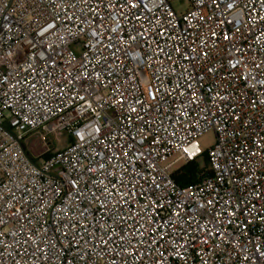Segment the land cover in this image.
Returning a JSON list of instances; mask_svg holds the SVG:
<instances>
[{
	"label": "built area",
	"instance_id": "built-area-1",
	"mask_svg": "<svg viewBox=\"0 0 264 264\" xmlns=\"http://www.w3.org/2000/svg\"><path fill=\"white\" fill-rule=\"evenodd\" d=\"M174 1L0 0V264H264V0Z\"/></svg>",
	"mask_w": 264,
	"mask_h": 264
},
{
	"label": "trees",
	"instance_id": "trees-1",
	"mask_svg": "<svg viewBox=\"0 0 264 264\" xmlns=\"http://www.w3.org/2000/svg\"><path fill=\"white\" fill-rule=\"evenodd\" d=\"M205 165L201 167L197 161L183 165L173 173V178L178 185L190 187L202 182L206 177L212 175L206 154L203 155Z\"/></svg>",
	"mask_w": 264,
	"mask_h": 264
},
{
	"label": "rangeland",
	"instance_id": "rangeland-1",
	"mask_svg": "<svg viewBox=\"0 0 264 264\" xmlns=\"http://www.w3.org/2000/svg\"><path fill=\"white\" fill-rule=\"evenodd\" d=\"M173 6L176 10L182 11L188 6V1L187 0H177V1L173 2ZM68 141H69V139L67 137H62V139H60V143H58V145H57V148H62ZM214 141H215L214 133L209 132L207 134H204L199 139V144H200V147L203 151H207L213 145ZM53 147L56 148L55 145ZM53 147L51 146L52 149H54ZM197 163L201 167H203L205 165L203 157L198 158Z\"/></svg>",
	"mask_w": 264,
	"mask_h": 264
}]
</instances>
